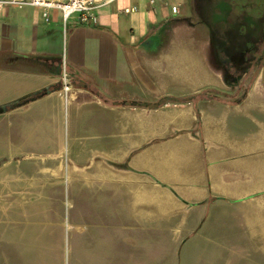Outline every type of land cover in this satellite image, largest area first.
<instances>
[{
    "label": "crops",
    "instance_id": "1",
    "mask_svg": "<svg viewBox=\"0 0 264 264\" xmlns=\"http://www.w3.org/2000/svg\"><path fill=\"white\" fill-rule=\"evenodd\" d=\"M184 6L0 8V264H63L67 232L75 264H179L197 238L264 264V72L228 83Z\"/></svg>",
    "mask_w": 264,
    "mask_h": 264
},
{
    "label": "flooded vegetation",
    "instance_id": "2",
    "mask_svg": "<svg viewBox=\"0 0 264 264\" xmlns=\"http://www.w3.org/2000/svg\"><path fill=\"white\" fill-rule=\"evenodd\" d=\"M188 20L207 28L211 64L233 86L264 72V0H185Z\"/></svg>",
    "mask_w": 264,
    "mask_h": 264
},
{
    "label": "built area",
    "instance_id": "3",
    "mask_svg": "<svg viewBox=\"0 0 264 264\" xmlns=\"http://www.w3.org/2000/svg\"><path fill=\"white\" fill-rule=\"evenodd\" d=\"M115 0H0V8L34 6L42 10V16L46 21L51 19V11L61 12L63 21L71 18L87 25H97L99 16L97 9ZM153 3L154 0H151ZM137 7H127L126 12L136 11ZM61 82L65 94L71 90V74L65 57L61 64Z\"/></svg>",
    "mask_w": 264,
    "mask_h": 264
},
{
    "label": "rangeland",
    "instance_id": "4",
    "mask_svg": "<svg viewBox=\"0 0 264 264\" xmlns=\"http://www.w3.org/2000/svg\"><path fill=\"white\" fill-rule=\"evenodd\" d=\"M66 209H67L66 213L68 214L71 208L67 206ZM231 220H232L231 218H225L224 221L222 220V223L226 222L225 225L232 228L231 223H230ZM211 239L209 240L207 238L193 239L189 244L186 245V250L181 251V255L179 256L178 263L179 264H208V263L210 264L211 262L207 261L208 258H210L209 255L208 256L205 255V257L202 258L199 254H197L198 252L197 250L203 247L212 248V247L217 246L216 244H214L215 240L213 238ZM73 253L74 252H73L72 238L69 239L68 232H67L66 239H65L63 264H75ZM244 264H247V263H244Z\"/></svg>",
    "mask_w": 264,
    "mask_h": 264
},
{
    "label": "trees",
    "instance_id": "5",
    "mask_svg": "<svg viewBox=\"0 0 264 264\" xmlns=\"http://www.w3.org/2000/svg\"><path fill=\"white\" fill-rule=\"evenodd\" d=\"M47 90H48V89H47ZM47 90H44V91H42V92H40V93H35V94H31V95H29V96H26V97H24L23 99H21L18 103H19V104L26 103V102H28V101H30V100H32V99L38 97V96L43 95L44 93H46ZM167 99H168V98H164V99H162L159 103H162V102L166 101Z\"/></svg>",
    "mask_w": 264,
    "mask_h": 264
},
{
    "label": "water",
    "instance_id": "6",
    "mask_svg": "<svg viewBox=\"0 0 264 264\" xmlns=\"http://www.w3.org/2000/svg\"><path fill=\"white\" fill-rule=\"evenodd\" d=\"M47 90V89H46ZM49 90H47L46 92H48ZM42 92V91H41ZM38 93H40V92H38ZM15 105H19V103L18 102H14L13 104H11V106H15ZM7 108V106H2L1 108H0V110H4V109H6Z\"/></svg>",
    "mask_w": 264,
    "mask_h": 264
}]
</instances>
